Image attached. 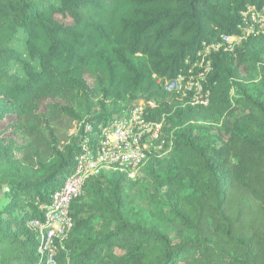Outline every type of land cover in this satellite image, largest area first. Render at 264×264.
Segmentation results:
<instances>
[{
  "label": "trees",
  "instance_id": "16d2710c",
  "mask_svg": "<svg viewBox=\"0 0 264 264\" xmlns=\"http://www.w3.org/2000/svg\"><path fill=\"white\" fill-rule=\"evenodd\" d=\"M247 5L264 0H0V264H45L28 223L81 145L144 101L172 149L134 179L86 180L56 264H264V35L213 56L206 107L157 82Z\"/></svg>",
  "mask_w": 264,
  "mask_h": 264
},
{
  "label": "built area",
  "instance_id": "2783aa9c",
  "mask_svg": "<svg viewBox=\"0 0 264 264\" xmlns=\"http://www.w3.org/2000/svg\"><path fill=\"white\" fill-rule=\"evenodd\" d=\"M261 35H264V5H247L240 12L235 34L222 35L214 42H202L195 55L186 58L184 68L174 78L157 82L174 98L177 107H206L211 97L208 77L212 72L213 56L234 55L243 42ZM155 108L153 101L138 102L129 111L113 116L102 125L92 142L81 145L72 172L51 194L49 204L40 207L42 220L28 223L39 235L38 253L45 257V264H56L57 250L62 248L72 229L71 204L82 193L86 180L103 171L119 172L134 179L151 159L170 152L174 140L172 133L166 132L163 118L160 121L148 119L147 111ZM83 128L91 130L87 123Z\"/></svg>",
  "mask_w": 264,
  "mask_h": 264
},
{
  "label": "rangeland",
  "instance_id": "374dc122",
  "mask_svg": "<svg viewBox=\"0 0 264 264\" xmlns=\"http://www.w3.org/2000/svg\"><path fill=\"white\" fill-rule=\"evenodd\" d=\"M7 121L8 122L12 121V118L11 117H8L7 118ZM3 129H4V125L0 123V133L2 132ZM73 131L74 130L71 129V131L69 132V134L71 135L73 133ZM68 175H69V173H66V174H64L62 177H60L58 179V181H57L58 186L62 185L65 182V179L68 177ZM138 206H139L140 210H143L145 208V205H141L140 203H138Z\"/></svg>",
  "mask_w": 264,
  "mask_h": 264
}]
</instances>
